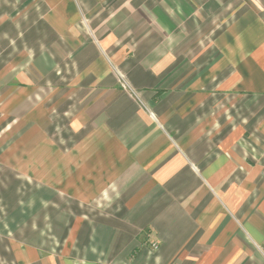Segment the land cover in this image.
I'll return each mask as SVG.
<instances>
[{
    "label": "crops",
    "instance_id": "obj_1",
    "mask_svg": "<svg viewBox=\"0 0 264 264\" xmlns=\"http://www.w3.org/2000/svg\"><path fill=\"white\" fill-rule=\"evenodd\" d=\"M0 264H264V0H0Z\"/></svg>",
    "mask_w": 264,
    "mask_h": 264
},
{
    "label": "built area",
    "instance_id": "obj_2",
    "mask_svg": "<svg viewBox=\"0 0 264 264\" xmlns=\"http://www.w3.org/2000/svg\"><path fill=\"white\" fill-rule=\"evenodd\" d=\"M153 248H154V249H158V245L154 244V245H153Z\"/></svg>",
    "mask_w": 264,
    "mask_h": 264
}]
</instances>
